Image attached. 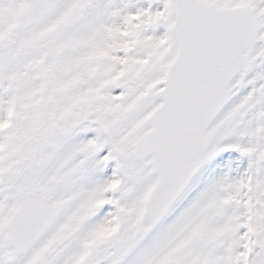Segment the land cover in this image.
<instances>
[{
  "label": "snow or ice",
  "instance_id": "obj_1",
  "mask_svg": "<svg viewBox=\"0 0 264 264\" xmlns=\"http://www.w3.org/2000/svg\"><path fill=\"white\" fill-rule=\"evenodd\" d=\"M0 264H264V0H0Z\"/></svg>",
  "mask_w": 264,
  "mask_h": 264
}]
</instances>
